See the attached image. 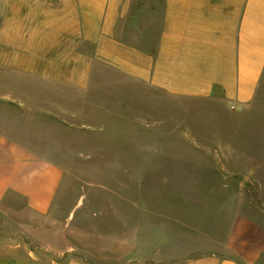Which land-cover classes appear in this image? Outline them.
<instances>
[{"label":"crops","instance_id":"crops-1","mask_svg":"<svg viewBox=\"0 0 264 264\" xmlns=\"http://www.w3.org/2000/svg\"><path fill=\"white\" fill-rule=\"evenodd\" d=\"M133 10L134 0H0V264L145 257L149 238L125 234L122 206L110 202L125 194L108 188L105 206L84 195L67 204L73 174L50 147L92 120L91 99L111 96L98 84L114 78L141 97L218 102V145L229 150L217 161L237 163L225 168L264 195V0H162L158 17L127 25ZM240 190L208 208L198 246L178 243L186 239L171 225L159 257L264 264V216Z\"/></svg>","mask_w":264,"mask_h":264},{"label":"rangeland","instance_id":"rangeland-1","mask_svg":"<svg viewBox=\"0 0 264 264\" xmlns=\"http://www.w3.org/2000/svg\"><path fill=\"white\" fill-rule=\"evenodd\" d=\"M161 2L134 0L132 17L125 24H147L155 18L154 10L158 17ZM149 6L151 10H145ZM146 13L149 20H140ZM98 88L110 91L111 96L91 99L97 110L91 112L92 120L84 121L79 130L66 131L56 139L61 145L50 147L59 151L73 174L67 180V204H75L84 195L86 204L94 197L95 207L105 206L100 198L108 188L125 194V201L117 194L109 198L115 209L122 206L128 221L124 233L136 228L149 238L140 264L181 262V256L157 254L160 248L163 253L168 248L165 237L171 225L186 239L178 243L198 246L203 227L209 230L212 224L208 208L215 207L219 197L233 198L241 188L248 189L243 196L264 216V195L248 179L225 168L237 163L217 161L218 153L229 150L218 145V102L189 105L185 99L141 97L139 88L119 78L102 82ZM218 186L229 190L219 195L214 192Z\"/></svg>","mask_w":264,"mask_h":264}]
</instances>
